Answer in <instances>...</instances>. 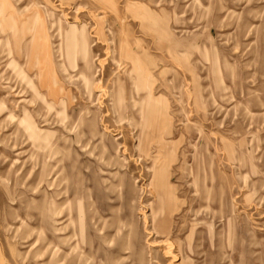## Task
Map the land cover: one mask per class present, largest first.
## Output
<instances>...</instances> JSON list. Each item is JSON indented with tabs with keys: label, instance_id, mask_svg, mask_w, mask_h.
<instances>
[{
	"label": "rangeland",
	"instance_id": "rangeland-1",
	"mask_svg": "<svg viewBox=\"0 0 264 264\" xmlns=\"http://www.w3.org/2000/svg\"><path fill=\"white\" fill-rule=\"evenodd\" d=\"M0 264H264V0H0Z\"/></svg>",
	"mask_w": 264,
	"mask_h": 264
},
{
	"label": "bare ground",
	"instance_id": "bare-ground-1",
	"mask_svg": "<svg viewBox=\"0 0 264 264\" xmlns=\"http://www.w3.org/2000/svg\"><path fill=\"white\" fill-rule=\"evenodd\" d=\"M80 36V38H84V36H81V33L78 32V30L73 29L70 31V41L72 42V45L70 47V59L72 61V59L76 56V51L79 48V43H78V38L77 36ZM83 39H81L83 41ZM85 41H87L85 39ZM87 42H85L86 45ZM73 51V52H72ZM143 61V60H142ZM139 61L134 60V68L133 70L130 72V74H133L134 76L137 77V79H135L134 77H131V80L135 81L133 82V85L137 86L138 81L142 82V86H147L148 85V81H147V75L146 73H142V71L139 73ZM45 65V64H44ZM50 71V70H49ZM85 76V75H84ZM47 78V77H46ZM84 83L85 86L88 90H90L89 86L92 85V80L91 78L85 76L84 77ZM49 79V77H48ZM54 80V79H53ZM138 80V81H136ZM50 82V81H48ZM96 82V81H95ZM53 83V82H52ZM99 83V82H98ZM54 84V83H53ZM55 86V85H54ZM58 93V92H57ZM61 93V92H60ZM91 93V92H90ZM44 101L47 105V107L51 108V104L49 103V101L46 100V97L44 98ZM56 101V100H55ZM55 103V102H54ZM62 104H64V101H62ZM59 105V104H57ZM144 112V111H143ZM145 114V112L143 113ZM160 107H159V102L153 97L152 99H150L149 104H148V112H147V126L146 128H148L149 131H143L144 137L145 139L148 141V139L155 140V142H158L159 144H165V141L162 137V135L160 134V126H161V116H160ZM151 134H156L157 136L153 139L151 138ZM44 140L46 141V138H44ZM154 180H155V191L160 194L163 191V186H165L167 184V181H165V177L164 175H162V173L158 172L155 173L154 176ZM168 186V185H167ZM167 191V190H166ZM170 192V191H169ZM168 195V194H167ZM166 196V195H165ZM170 197H164L165 200L170 201L173 200V198L171 197V195L169 194ZM155 233V232H154ZM156 235V234H155Z\"/></svg>",
	"mask_w": 264,
	"mask_h": 264
}]
</instances>
